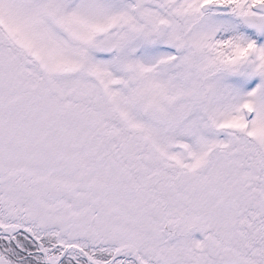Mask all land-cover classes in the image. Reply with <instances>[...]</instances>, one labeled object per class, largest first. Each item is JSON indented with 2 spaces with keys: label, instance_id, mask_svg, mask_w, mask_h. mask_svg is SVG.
<instances>
[{
  "label": "snow or ice",
  "instance_id": "obj_1",
  "mask_svg": "<svg viewBox=\"0 0 264 264\" xmlns=\"http://www.w3.org/2000/svg\"><path fill=\"white\" fill-rule=\"evenodd\" d=\"M0 264H264V0H0Z\"/></svg>",
  "mask_w": 264,
  "mask_h": 264
}]
</instances>
